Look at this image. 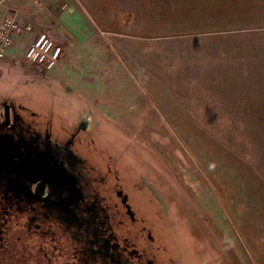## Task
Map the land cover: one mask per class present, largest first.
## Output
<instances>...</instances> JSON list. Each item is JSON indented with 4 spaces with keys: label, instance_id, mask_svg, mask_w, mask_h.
<instances>
[{
    "label": "rangeland",
    "instance_id": "rangeland-1",
    "mask_svg": "<svg viewBox=\"0 0 264 264\" xmlns=\"http://www.w3.org/2000/svg\"><path fill=\"white\" fill-rule=\"evenodd\" d=\"M64 4L67 11L76 5L87 10L82 0ZM72 20L64 30L70 44L61 43L62 58L51 69L26 60L32 31L19 35L20 42L0 59V96L12 95L65 120L89 114L96 149L147 176L171 213L187 218L177 219L187 226V264H264V127L175 126L184 117L163 113L187 108V96L155 94L136 73L139 55L156 45L135 39L143 32L128 30H98L81 39ZM157 81L170 86L171 80Z\"/></svg>",
    "mask_w": 264,
    "mask_h": 264
},
{
    "label": "flooded vegetation",
    "instance_id": "flooded-vegetation-1",
    "mask_svg": "<svg viewBox=\"0 0 264 264\" xmlns=\"http://www.w3.org/2000/svg\"><path fill=\"white\" fill-rule=\"evenodd\" d=\"M16 100L0 96V264H187V218L89 119Z\"/></svg>",
    "mask_w": 264,
    "mask_h": 264
},
{
    "label": "crops",
    "instance_id": "crops-1",
    "mask_svg": "<svg viewBox=\"0 0 264 264\" xmlns=\"http://www.w3.org/2000/svg\"><path fill=\"white\" fill-rule=\"evenodd\" d=\"M82 2L87 10L80 5L64 10V0H0V13L32 23L26 38L34 40L46 31L64 46L71 41L64 30L72 19L81 39L98 30L143 32L135 39L157 48L139 55L138 76L149 81L155 94L187 96V108L163 113L184 117L175 126L264 127V0ZM164 78L170 86L157 81ZM248 174L256 188L255 170Z\"/></svg>",
    "mask_w": 264,
    "mask_h": 264
},
{
    "label": "built area",
    "instance_id": "built-area-1",
    "mask_svg": "<svg viewBox=\"0 0 264 264\" xmlns=\"http://www.w3.org/2000/svg\"><path fill=\"white\" fill-rule=\"evenodd\" d=\"M34 30L32 23H23L15 14L0 13V59L12 49L15 38ZM63 55V46L48 32L42 31L26 48L25 58L28 62L46 68L57 66Z\"/></svg>",
    "mask_w": 264,
    "mask_h": 264
},
{
    "label": "water",
    "instance_id": "water-1",
    "mask_svg": "<svg viewBox=\"0 0 264 264\" xmlns=\"http://www.w3.org/2000/svg\"><path fill=\"white\" fill-rule=\"evenodd\" d=\"M88 117H89V114H86V116H85L84 118L88 119ZM46 158H48V160H45L46 163L43 164V168H42V170H43V171L50 172V171H51V170H50L51 165H50V163H49V161H50V157L47 155ZM54 173H55V172H54Z\"/></svg>",
    "mask_w": 264,
    "mask_h": 264
}]
</instances>
